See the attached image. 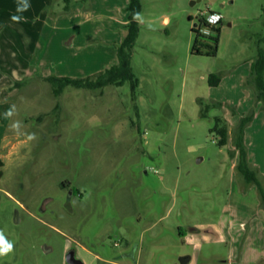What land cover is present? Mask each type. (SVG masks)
I'll return each mask as SVG.
<instances>
[{"label":"rangeland","instance_id":"1","mask_svg":"<svg viewBox=\"0 0 264 264\" xmlns=\"http://www.w3.org/2000/svg\"><path fill=\"white\" fill-rule=\"evenodd\" d=\"M141 1L135 91L126 82L56 97L42 79L118 64L130 0L72 1L70 12L53 0L21 16L38 77L11 94L0 231L14 249L0 264H69L70 252L84 264H264V200L235 146L241 117L254 114L248 161L264 188V103L246 84L264 50V0ZM202 12L223 16L214 57L192 54ZM213 103L223 106L202 118ZM218 116L225 147L210 133Z\"/></svg>","mask_w":264,"mask_h":264},{"label":"trees","instance_id":"2","mask_svg":"<svg viewBox=\"0 0 264 264\" xmlns=\"http://www.w3.org/2000/svg\"><path fill=\"white\" fill-rule=\"evenodd\" d=\"M66 5L64 6L65 12H70L72 0H64ZM264 7V5H263ZM143 10L141 0H130L127 7L128 11V24L126 26V35L123 38L120 49L118 50V64L108 68L103 72L98 73L95 76L86 78H71V77H59V76H47L42 79L48 82L53 88L52 92L57 97L60 96L65 88L74 87L78 89L87 90H99L107 86H123L126 82H130L132 90L135 91L139 86V81L136 78L132 65V51L134 45L140 34V22L139 19H134V16L139 13L141 15ZM263 26H264V8H262ZM204 22L203 19H199V23L193 27V32L196 34L194 44L192 47V54L205 55L214 57L217 55L219 49V36L221 32L222 22L215 27L217 33L216 36H206L199 33L198 27ZM260 42L264 43V33L260 37ZM210 85L217 87L221 83V78L217 74L210 75ZM24 83H16V87L22 86ZM247 85H252L256 90L257 101L264 103V50L260 49L258 57L254 60L251 66L250 80L246 82ZM202 103V102H201ZM203 104V103H202ZM217 106H223L221 103L206 106L201 110V117L207 118L209 110ZM235 110V109H234ZM236 112V111H234ZM237 113V112H236ZM254 114L251 116L241 117V121L238 124V136L235 141L236 150L238 152V165L237 169L244 177L245 181L249 184H255L264 200V188L259 181L255 170L250 167L248 161V149L245 142V131L248 124L252 122ZM210 133L217 137V144L220 147H225L229 144L230 131L227 119L218 116L215 117L214 126L210 129ZM4 163L0 158V180L4 176Z\"/></svg>","mask_w":264,"mask_h":264},{"label":"crops","instance_id":"3","mask_svg":"<svg viewBox=\"0 0 264 264\" xmlns=\"http://www.w3.org/2000/svg\"><path fill=\"white\" fill-rule=\"evenodd\" d=\"M24 2L25 0H21V3ZM52 2L53 0H27V3L30 5L28 10L18 13L17 7L19 0H0V32H2L3 28V32L0 33V158L3 162L8 157L4 153V148L8 138V129L11 126L10 123L13 117H6L5 113L13 106L11 94L16 89L14 88L15 82H23L25 79L31 78L34 75L38 77V72L31 68L30 61L28 60V57L32 55L30 49L34 46L33 41L35 39L32 38L33 40L31 41L27 39V42H25L26 38L24 35L27 29L20 22H13L11 16L40 15V13H44L45 8L50 6ZM59 2L65 3L64 0H59ZM60 3H58L59 6L61 5ZM64 6L65 4L62 7L64 8ZM9 30L12 31L11 35H8ZM246 132L245 142L249 138ZM6 163H4V167ZM189 261V259H185L183 264H188Z\"/></svg>","mask_w":264,"mask_h":264},{"label":"clouds","instance_id":"4","mask_svg":"<svg viewBox=\"0 0 264 264\" xmlns=\"http://www.w3.org/2000/svg\"><path fill=\"white\" fill-rule=\"evenodd\" d=\"M30 5L27 3V0H25L24 3H21V0H19L18 7H17V12H24L27 11ZM22 17L20 15H12L11 20L13 22L19 23L21 21ZM134 19H140L139 13H137L134 16ZM25 42H27V38L25 39ZM15 113V106L13 105L9 110L6 111L5 116L6 117H11ZM20 127V122L15 121L12 124V128L14 130H18ZM33 137H29V139H32ZM14 249V245L7 241V239L4 237L3 232L0 231V257L7 256L9 253H11Z\"/></svg>","mask_w":264,"mask_h":264},{"label":"built area","instance_id":"5","mask_svg":"<svg viewBox=\"0 0 264 264\" xmlns=\"http://www.w3.org/2000/svg\"><path fill=\"white\" fill-rule=\"evenodd\" d=\"M200 18L204 22L198 27L199 33L206 36H216L215 27L223 21V16L214 12H202Z\"/></svg>","mask_w":264,"mask_h":264},{"label":"water","instance_id":"6","mask_svg":"<svg viewBox=\"0 0 264 264\" xmlns=\"http://www.w3.org/2000/svg\"><path fill=\"white\" fill-rule=\"evenodd\" d=\"M67 262L69 264H84L80 259L75 256L74 252H70V254L67 255Z\"/></svg>","mask_w":264,"mask_h":264}]
</instances>
